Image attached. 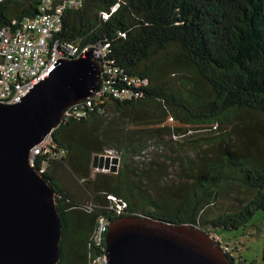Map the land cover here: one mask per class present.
<instances>
[{
    "label": "trees",
    "instance_id": "1",
    "mask_svg": "<svg viewBox=\"0 0 264 264\" xmlns=\"http://www.w3.org/2000/svg\"><path fill=\"white\" fill-rule=\"evenodd\" d=\"M63 1L51 0L50 8ZM42 4L43 0H0V29L16 28L24 19L36 17ZM62 24L56 38L82 47L109 44L107 61L113 68H119L129 79L145 80V85L139 89L141 96L135 92L137 96L128 100L112 94L95 96V111L60 123L52 133L53 148L65 154L50 158L43 153L38 158L35 168H46L43 175L56 190L63 227L58 264H93L103 253L104 245L95 242L102 217L111 224L122 217L143 215L204 229L203 216L219 189L233 183L249 192L251 198L243 200L236 211L210 220L212 230L208 232L219 237L214 239L217 245L228 249L216 230L245 228L259 210H264L260 143L253 144L252 152L247 148L240 149L242 153L235 150L236 155L232 147L225 149L227 153H214L211 145L206 150L189 145L193 151H204L203 162L185 165L176 185L170 184L172 180L166 184L167 177L162 174L168 167L165 164L158 166L147 160L143 167L132 159L129 165L143 168L134 177L128 168L93 176V159L109 147L110 136L102 120L110 111L116 113L111 125L122 121L131 129L139 127L128 137L113 138L118 143L114 148L123 155V165L144 151L149 145L146 141L158 136L155 127L168 118L188 127L169 132V126L163 124L158 131L167 128L172 138H187L188 132L202 130L218 129L217 133L229 126L232 134H241L246 117L257 114L264 120V0H84L79 9L63 12ZM176 76L181 78L179 82L173 78ZM133 110L137 111L135 115L128 112ZM157 116L164 119L160 121ZM141 121L155 125L147 136L141 124H136ZM168 159L179 164L171 156ZM60 166L85 185L90 205L78 204L75 194L58 179ZM139 178L143 180L141 185ZM119 201L124 204L120 212ZM226 255L232 264H247L241 257L236 260L229 250Z\"/></svg>",
    "mask_w": 264,
    "mask_h": 264
},
{
    "label": "water",
    "instance_id": "2",
    "mask_svg": "<svg viewBox=\"0 0 264 264\" xmlns=\"http://www.w3.org/2000/svg\"><path fill=\"white\" fill-rule=\"evenodd\" d=\"M93 51L57 60L21 102L0 103V264H58L62 258L56 190L30 157L69 106L99 89L101 71ZM118 163L97 155L93 167L115 171ZM212 238L190 225L131 215L110 224L106 257L108 264H232Z\"/></svg>",
    "mask_w": 264,
    "mask_h": 264
},
{
    "label": "built area",
    "instance_id": "3",
    "mask_svg": "<svg viewBox=\"0 0 264 264\" xmlns=\"http://www.w3.org/2000/svg\"><path fill=\"white\" fill-rule=\"evenodd\" d=\"M84 0H64L53 9L51 0H43L40 13L34 18H26L16 27L0 29V103L11 105L21 102L30 93V89L38 85L56 67L59 59H79L83 54L93 49L94 57L100 67L99 89L90 97L69 106L63 113L60 123L73 117L80 118L95 111V96L112 94L119 100H128L142 95L139 90L145 85V80L122 75L119 68H113L107 61L109 44H98L93 47L79 46L73 42H63L56 35L62 30V14L68 9H79ZM115 7L113 10H116ZM108 18V14L104 15ZM137 95H136V93ZM100 103L102 104L103 101ZM102 111V108L99 107ZM52 134L47 136L31 151L30 164L35 168L41 154L46 153L50 158H60L64 151L53 148ZM108 157V155H104ZM40 168V173L45 172ZM117 202L116 198H112ZM117 207L123 210L124 204L119 201ZM95 232V242L102 246L103 253L94 259L93 264H108L106 257V236L109 231V220L100 218ZM228 251V249H225Z\"/></svg>",
    "mask_w": 264,
    "mask_h": 264
},
{
    "label": "rangeland",
    "instance_id": "4",
    "mask_svg": "<svg viewBox=\"0 0 264 264\" xmlns=\"http://www.w3.org/2000/svg\"><path fill=\"white\" fill-rule=\"evenodd\" d=\"M94 60L97 62L95 57ZM179 76L173 78L176 79L177 82H179L182 78V76L181 78H179ZM171 82L173 83L172 80ZM128 112L132 113L133 115L137 113V111L134 110ZM114 116H116L115 111H110L108 115V118L110 119L107 118L102 120L103 128L107 130L106 134L110 136V140L107 143V146L109 147H107L108 149L103 155H108V157L112 159L117 158L119 164H117V169L115 171L95 169L93 167V176L97 172L113 174L120 172L123 168L124 170L128 168L131 177H134V173H142L143 168L135 167L133 165L134 163H131L129 165L132 159L140 161L143 164V167L145 166L144 163L147 160H151L153 163H157L158 166H160L159 164H165L166 166H168L169 168L164 167L162 170L163 177H167L166 184L167 180H172L170 184L176 185L179 179L178 176L184 174L183 169L185 168V165H188L190 162H194V164L200 165L203 162L202 156L204 154V151H193L191 149L192 146H198L199 148H204L206 150L208 148V145H211L214 153H217V150H219L220 153H227L225 152V149L232 147V152H234L235 150H239V152L242 153L243 151L240 149L247 148L248 152H252L254 150L253 144L260 143L262 148L261 155L264 156V120L260 115L255 114L243 119L241 125L244 130L241 134H232V129L230 126L228 128L218 127L221 128L222 131L217 133L215 131L218 129H214L213 132H211L210 130H202L197 134H194L196 133L195 131L194 133L188 132V139L178 136L172 138L170 134L167 135V128L165 129V131H162V133L158 131L160 128H163V124L169 126V132L175 131L177 128H188L187 125L183 124L182 122H179L176 119L172 121V119L169 120L168 118L166 121H163L162 125H159L157 127H155L153 122L150 125H146L142 121L141 123L136 122V124H141L140 128H142L141 130L143 132H147L146 134H144L145 136L149 134L148 131L150 132L153 126L156 128L158 136L156 138H152L151 140H147L146 142H149L147 143L149 145H145L144 151L139 153L138 157H132L128 163L126 162L123 165V155L121 154V151H119V149L114 148V146L118 143H115L113 138L128 137L129 134L132 135V130H137L139 127L137 126V128L131 129L132 126L128 125L129 123H124L122 121H120V124H117V126H113L111 125V118H113ZM157 117L159 119L162 116ZM124 118L126 120L129 119L127 116H124ZM162 119L164 118H161L159 120L162 121ZM123 128L124 131H122ZM113 130L116 132H114ZM187 140H189L190 142L187 143ZM248 141H250V144H246V142ZM236 154L238 153H236L235 151V155ZM100 156H102V154ZM169 156H171L172 159L178 161L179 164H173V162L168 159ZM57 168L58 170L56 173L58 175V179L67 189H69L72 195L75 194V196L77 197L76 198L74 196L76 202L83 206L90 205V200L87 198V193L84 189L85 185L83 183H80L81 181L79 180V178H76L66 167L60 166ZM140 181L141 185L143 180L140 179ZM158 186L159 188L160 186L166 187V185H157V188ZM77 194H79V196H77ZM250 198V193L239 187L237 184L225 183L223 185V188L219 189L215 200H213V205L209 207L207 213L203 216V222L205 223L204 229H199L202 231L205 230L208 233L212 230L210 229V220L217 217L221 213L236 211L239 207L238 205H241L243 200ZM108 199L111 200L109 196ZM150 209L147 208L146 210L149 211ZM216 233L223 239V243L225 245H228V250L231 252V254L233 253L234 256H236V260H239V258L241 257L247 264H264V210H259L245 228H221L217 229ZM210 238H212V241L214 243L215 240L213 239L219 237L217 235H210Z\"/></svg>",
    "mask_w": 264,
    "mask_h": 264
},
{
    "label": "crops",
    "instance_id": "5",
    "mask_svg": "<svg viewBox=\"0 0 264 264\" xmlns=\"http://www.w3.org/2000/svg\"><path fill=\"white\" fill-rule=\"evenodd\" d=\"M77 196H79V194H77Z\"/></svg>",
    "mask_w": 264,
    "mask_h": 264
}]
</instances>
